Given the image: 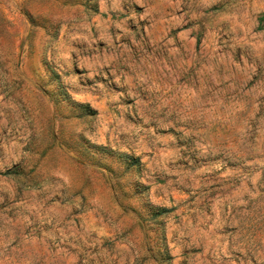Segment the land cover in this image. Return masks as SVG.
Segmentation results:
<instances>
[{
  "label": "rangeland",
  "instance_id": "374dc122",
  "mask_svg": "<svg viewBox=\"0 0 264 264\" xmlns=\"http://www.w3.org/2000/svg\"><path fill=\"white\" fill-rule=\"evenodd\" d=\"M193 4L0 0V264L93 207L136 264H264V0Z\"/></svg>",
  "mask_w": 264,
  "mask_h": 264
},
{
  "label": "crops",
  "instance_id": "0c3cea01",
  "mask_svg": "<svg viewBox=\"0 0 264 264\" xmlns=\"http://www.w3.org/2000/svg\"><path fill=\"white\" fill-rule=\"evenodd\" d=\"M196 1L188 0L187 5H185L183 0H161L162 5L165 4L166 7L177 8L180 12H190V14L196 6L193 4ZM173 205L175 206V204ZM181 210L186 209L184 207L178 208L172 214L173 220L166 225L164 234L172 256H184L189 254L188 251L193 248L192 242L190 244L187 242L190 234L182 229ZM77 217L78 229L70 225L67 230H64L65 245L54 251L47 250L44 259L46 264H89L88 259L93 258L92 261L95 262L100 253H105L106 257L117 261V264H136L137 245L142 240L140 236L134 235L128 238L117 234L120 231L126 233L125 229L108 226L99 215L96 207L79 214ZM67 239H70L69 242ZM34 259L36 264H42L39 261L38 252ZM177 264H182V261Z\"/></svg>",
  "mask_w": 264,
  "mask_h": 264
}]
</instances>
